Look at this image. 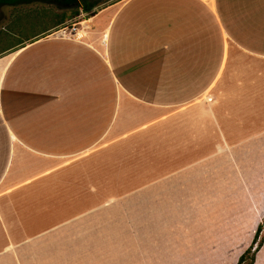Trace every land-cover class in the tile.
Segmentation results:
<instances>
[{
  "label": "crops",
  "instance_id": "obj_1",
  "mask_svg": "<svg viewBox=\"0 0 264 264\" xmlns=\"http://www.w3.org/2000/svg\"><path fill=\"white\" fill-rule=\"evenodd\" d=\"M77 21L0 50V264H235L264 216V0Z\"/></svg>",
  "mask_w": 264,
  "mask_h": 264
},
{
  "label": "rangeland",
  "instance_id": "obj_2",
  "mask_svg": "<svg viewBox=\"0 0 264 264\" xmlns=\"http://www.w3.org/2000/svg\"><path fill=\"white\" fill-rule=\"evenodd\" d=\"M115 1L118 0H99V4L93 8L94 13L102 7ZM72 10L73 9L70 8H61L54 4H45L41 2H32L29 4H20L15 6H0V50L12 42L27 38L31 34L46 29L55 23L58 26L57 30H60L57 34H72V29L78 26L79 22L77 20L87 18L86 13L81 12L76 18H71L69 20L65 19L63 22L57 23L61 18V14L66 17L69 13L72 12ZM38 34L41 36H45L49 34V32L44 31ZM74 227L75 226H71V228L68 230H74ZM263 233L264 231L261 229V231L257 235L256 242L252 245V249L256 246L259 237ZM44 245V239L37 241L36 245L33 244V246ZM256 252L257 249L254 252V258ZM156 258L158 257H148V264H151L153 260L156 261ZM193 259L194 257L188 256L187 254L182 256L167 255L165 257L161 256L159 262H161V264H174V262L176 264H191V261L193 263ZM205 262L206 257H197V264H205ZM247 262L248 258H246L242 264H246Z\"/></svg>",
  "mask_w": 264,
  "mask_h": 264
},
{
  "label": "trees",
  "instance_id": "obj_3",
  "mask_svg": "<svg viewBox=\"0 0 264 264\" xmlns=\"http://www.w3.org/2000/svg\"><path fill=\"white\" fill-rule=\"evenodd\" d=\"M32 2H41L45 4H54L61 8L73 9L66 17L61 14V18L57 23L63 22L65 19L76 18L79 12L86 13V17L94 14L93 8L99 4V0H0V6H15L20 4H29ZM264 231V216L261 223L258 224L254 232L253 238L250 244L244 249V251L238 256L235 264H242L246 258L248 262L246 264H252L255 250L261 245L264 240V233L259 237L256 246L252 249L253 243L257 240V235L261 231Z\"/></svg>",
  "mask_w": 264,
  "mask_h": 264
},
{
  "label": "built area",
  "instance_id": "obj_4",
  "mask_svg": "<svg viewBox=\"0 0 264 264\" xmlns=\"http://www.w3.org/2000/svg\"><path fill=\"white\" fill-rule=\"evenodd\" d=\"M60 31V30H59ZM62 35V34H61Z\"/></svg>",
  "mask_w": 264,
  "mask_h": 264
}]
</instances>
